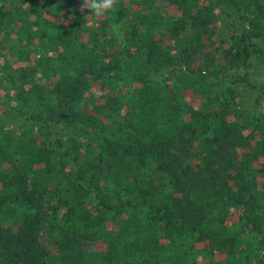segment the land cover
I'll return each instance as SVG.
<instances>
[{
    "label": "trees",
    "instance_id": "16d2710c",
    "mask_svg": "<svg viewBox=\"0 0 264 264\" xmlns=\"http://www.w3.org/2000/svg\"><path fill=\"white\" fill-rule=\"evenodd\" d=\"M258 1L0 0V264H264Z\"/></svg>",
    "mask_w": 264,
    "mask_h": 264
},
{
    "label": "rangeland",
    "instance_id": "374dc122",
    "mask_svg": "<svg viewBox=\"0 0 264 264\" xmlns=\"http://www.w3.org/2000/svg\"><path fill=\"white\" fill-rule=\"evenodd\" d=\"M9 1H14V0H9ZM25 1H29V0H25ZM31 1V0H30ZM40 1L42 3L46 2V0H36L37 4L40 3ZM251 1H258V0H251ZM259 4H261V1H258ZM249 6H254L252 4H250ZM256 12H251L248 14V11L245 10V13H243V15H246L247 19H249L251 16H253ZM264 20V18L262 19ZM244 24L248 25V23H246V20L242 19L239 20V23H237V25L239 26V28H241ZM113 30H114V35L122 40V32L119 31V28L117 27V25L113 26ZM1 37V34H0ZM253 41L256 42V51L251 53V57H250V62H249V66H248V72H249V76L251 79L256 80V81H264V29L260 34H257V36L254 37ZM6 44L11 47V46H15L16 41L14 36L9 35L6 37L5 40ZM17 52V48L14 47L12 50H5V47L1 45L0 42V95H2L4 88L6 87H10L11 83H8L7 80V70L5 68V65H8L10 68H13L17 65L20 66H25L27 65V63L23 60L21 61H17L16 60V54ZM175 70V67L173 66H167L164 68H161L160 70H158L156 73H153L151 78L160 82L164 79V81H167V76L172 74ZM184 100H186L187 102H192L194 103L193 99H191L190 95L188 94H184ZM11 110H8V112H10ZM13 119H11V118ZM20 122V119H18L16 121V117L14 118L11 114H7L4 113L2 111H0V125H2V127H8L9 129H15L16 128V124ZM13 124V125H10ZM1 130V127H0ZM232 217H234V213H229V215L226 217V220L228 222H226L227 224L230 223ZM198 246V244L195 245V247ZM197 249V248H196ZM194 254V253H193ZM196 253L194 254V257L192 259V262L194 264H207L208 261L203 259L201 257V254ZM213 260L217 259L216 256H213Z\"/></svg>",
    "mask_w": 264,
    "mask_h": 264
},
{
    "label": "clouds",
    "instance_id": "9594fccd",
    "mask_svg": "<svg viewBox=\"0 0 264 264\" xmlns=\"http://www.w3.org/2000/svg\"><path fill=\"white\" fill-rule=\"evenodd\" d=\"M116 0H82L81 10H87L95 17H102L113 9Z\"/></svg>",
    "mask_w": 264,
    "mask_h": 264
}]
</instances>
